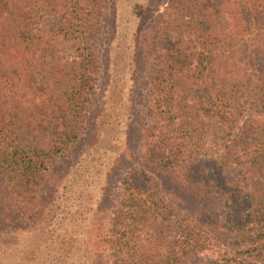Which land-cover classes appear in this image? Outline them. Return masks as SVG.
Here are the masks:
<instances>
[{"label":"trees","instance_id":"trees-1","mask_svg":"<svg viewBox=\"0 0 264 264\" xmlns=\"http://www.w3.org/2000/svg\"><path fill=\"white\" fill-rule=\"evenodd\" d=\"M110 3L0 0V211L5 186L19 203L1 224L43 212L94 123ZM149 3L145 122L107 214L109 264H264V0Z\"/></svg>","mask_w":264,"mask_h":264},{"label":"rangeland","instance_id":"rangeland-1","mask_svg":"<svg viewBox=\"0 0 264 264\" xmlns=\"http://www.w3.org/2000/svg\"><path fill=\"white\" fill-rule=\"evenodd\" d=\"M154 8L149 0H111L94 123L62 159L56 191L44 188L43 212L26 209L17 227L0 223V264H109L106 218L123 175L132 163L138 166L133 138L146 115L147 79L139 66L148 60L136 50L134 34L142 15ZM159 182L171 196L165 179ZM2 183L0 176V192ZM17 204L5 186L0 218Z\"/></svg>","mask_w":264,"mask_h":264}]
</instances>
